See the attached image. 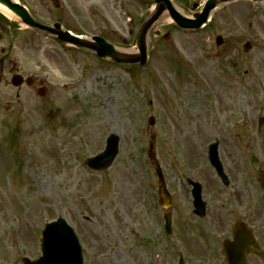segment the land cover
<instances>
[{
	"label": "rangeland",
	"instance_id": "1",
	"mask_svg": "<svg viewBox=\"0 0 264 264\" xmlns=\"http://www.w3.org/2000/svg\"><path fill=\"white\" fill-rule=\"evenodd\" d=\"M122 1L123 11L115 5L113 11H102L93 0H88L91 6L85 0H72L74 11L64 10L69 19L66 25L84 37L102 31L111 35L115 30L122 37V42L116 39L117 46L132 53L125 19L134 15L140 22L148 11L138 3L142 0ZM204 1L172 0L186 16H191L193 3L201 6ZM47 4L38 3L31 10L51 19L56 13ZM244 5L218 6L197 32L180 31L163 17L153 30L168 32L169 41L149 31L148 59L143 67L102 62L51 36L9 21L0 23V48L5 51L0 55L4 71L0 84V264L38 258L40 231L59 217L74 230L84 264H154L157 251H164L161 264L175 263L178 251L185 264H220L217 245L210 238L214 231H228L234 225L226 209L241 210L244 177L251 204L250 213L243 210L241 215L251 224L262 221L258 175L264 172V133L255 141L251 132L240 130L239 148L234 147L231 125L240 127L242 121L230 118L233 101L230 98L227 106L229 98L223 91L230 95L233 89L225 82L232 60L231 56L227 60V53L232 48L236 68L249 55L257 58L243 47L264 25L260 20L263 11ZM232 7L236 8L233 14ZM152 9L150 1V14ZM258 13L260 18H256ZM107 16L111 20L105 21ZM116 20L117 24L112 23ZM217 36L222 38V47L215 43ZM261 44L253 51H261L263 56ZM260 60L253 61L259 64ZM257 66L252 63L250 88L243 92L235 82L234 89L250 99L251 111L258 92L253 84ZM261 67L264 76V65ZM10 69L35 79V85L11 88L5 83ZM220 79L223 89L218 88ZM40 86L45 91L42 96L37 95ZM211 104L219 108V116ZM149 117L154 118L152 126ZM217 120L219 124L214 126ZM111 133L119 138L112 167L95 173L83 166L85 158L103 150ZM151 135L156 138L157 159L173 197L175 231L170 236L162 227L163 211L155 204L156 177L146 159ZM215 137L220 138L219 153L231 181L228 187L220 184L211 169L209 173L193 172L199 164L204 169L203 155ZM187 175L202 184V198L207 202L203 218L187 216L191 211L184 183ZM235 191L230 199L229 193ZM233 217L236 223L238 219ZM248 260V264H264V255H250Z\"/></svg>",
	"mask_w": 264,
	"mask_h": 264
},
{
	"label": "water",
	"instance_id": "2",
	"mask_svg": "<svg viewBox=\"0 0 264 264\" xmlns=\"http://www.w3.org/2000/svg\"><path fill=\"white\" fill-rule=\"evenodd\" d=\"M224 1L227 0H208L204 5L203 11L195 16V20L191 21V20H186L182 18L179 14H177L170 6L167 0H155V2L158 4V7L152 14V17L140 26L139 30L135 35L134 47L139 51V55L137 57H130L127 55L119 54L113 49L112 46L106 44L102 39L99 38H93L92 42H89L78 39L76 37H72L68 33L62 32L58 25H56L55 28L39 25L38 23L33 21L30 18V16L27 14V12L20 6L11 4L6 0L0 1V3L6 6L16 16V18L23 24L37 30L45 31L49 34L56 35L58 39L63 43L70 44L81 49H90L94 51L98 57L111 59L115 63H120V64L139 63L142 66L145 64L146 61V36L149 30L154 25V23L159 19L161 14L164 12V10L168 11L170 18L179 28L198 29L202 24L206 22L210 11L218 4V2H224ZM14 85L17 86V83H14ZM117 140L118 139L116 137L111 136L108 140V146L105 153L93 160L88 161V166H90L92 169L96 171H101L108 168L111 165L117 153L116 152ZM149 157L151 158L152 164L155 166L156 172L159 175V179H160L159 196L161 198V205L165 206L166 201L168 200H167L166 192L163 187L160 171L154 159V151L152 144L149 150ZM261 187L264 191V180L261 181ZM49 231H52V233ZM53 238L57 239L56 241L57 246L59 245L56 251H54L53 248L51 247L52 244H55V242L53 243L52 241ZM70 253L72 255H70ZM236 253L232 254V256L239 255L238 258H236L237 263L243 264L245 258L244 252H240L239 249H237ZM73 261H76L75 264H81L80 255L75 240L71 236L70 230H68L63 223L58 222L48 227L43 243V257L35 263H29L26 260H24V263L25 264H73ZM229 263L232 264L231 261H229Z\"/></svg>",
	"mask_w": 264,
	"mask_h": 264
},
{
	"label": "flooded vegetation",
	"instance_id": "3",
	"mask_svg": "<svg viewBox=\"0 0 264 264\" xmlns=\"http://www.w3.org/2000/svg\"><path fill=\"white\" fill-rule=\"evenodd\" d=\"M71 1L72 0H22V3H24L30 9L32 8V10L34 8H36V5L38 3H40L41 6L48 5L47 3H49L51 5V7H53V8L57 7V9H55V11H54L56 14H55L54 17L51 18L50 22L51 23L58 22V23L61 24V26L66 27V23L68 22V20H67V15L68 14H66L64 12V10L65 9H66V11L69 10V9L72 10L73 6L71 4ZM94 1L96 3H98L99 5H101L102 8H105L106 5H107L106 0H93V2ZM85 3H87L88 5L91 6V4L88 2V0H85ZM119 3L121 4L122 8H125V6H124L125 2H123L122 0H119ZM244 4L252 6L253 8L256 7L257 9L261 8V10L263 11L262 15H263V18H264V0H261V1L257 2V3L256 2L254 3L253 0H236V1H233V2L230 3L231 6L241 5V6L246 7ZM146 7H147L148 10H150V0H147ZM61 9H62V11H61ZM235 9L236 8H234V7L231 8L232 14L235 12ZM240 15H241V17L244 16L243 11L240 12ZM260 16H261V14L258 13L256 18H258V17L260 18ZM43 18L44 17H42V19ZM260 20L264 24V19H260ZM257 22H258V20H257ZM110 40L113 41V38H111ZM246 44H247V47L249 49L248 54L249 53H253V55H256L258 59H261L262 57H264V56L261 55V51L260 52L253 51V50L258 49L260 47V44L262 45V47L260 49L264 50V25L261 26L259 31H256V33H253V37L249 38V40H248V42ZM227 55H228L227 56V60H230V56L232 57V60H231L230 66H229V68H230V73H228L229 78L226 77L225 79H226V81H228L227 85L232 87L233 89L231 90L230 95H229L228 92L223 89L224 83L222 81H219L218 84H220V87H218V88L223 89L225 95L229 98L228 100H230V98H231V101H233L234 104L236 103L237 100L241 99L244 102L243 107L245 109V112H243L242 115L245 116V117H248V115L251 116L253 114V111L250 110V106H251L250 99H245V97H246L245 94L238 93V91L234 90L237 87V84H235V82L239 83L238 86H242L243 92H246L250 88V85H251V82H252L250 80V78H251L252 63H253L256 66L259 65V66H257V69H256L257 73H256V75L254 77L253 84H255L258 87V89L259 88L262 89L263 88V84L261 82H264V76H263L262 71H260L259 69H262L261 65H264V60L261 59L259 61V64H257L255 61H253V60H256L257 58H253L252 59V57H250V55H249L247 57V61H246V59L241 61L240 64H241L242 67L238 69V68H236L234 66V64H232V63H234V61L236 59V57H235L236 53L234 52V49L232 48V51L229 52V54L227 53ZM246 62H248V67L247 68H246V65H247ZM237 64L238 63H236L235 65H237ZM0 72H2V69L0 70ZM10 74L11 75H15V74H18V73L14 69H11V73ZM236 78H240V81L235 80ZM255 96H256V94H255ZM248 122H249L248 123V129H249L250 121L248 120ZM248 132H249V130H248ZM243 202L244 203H243V206L241 207V210L245 211V208H248V211H249V202L247 203L244 197H243ZM235 204L238 207L239 202L237 201V199L235 200ZM263 211H264V209H262V212ZM220 232H222V231H217V233H220ZM253 234H254V237L259 242L260 246H264V231H259V230L257 231L256 230V231H253Z\"/></svg>",
	"mask_w": 264,
	"mask_h": 264
},
{
	"label": "bare ground",
	"instance_id": "4",
	"mask_svg": "<svg viewBox=\"0 0 264 264\" xmlns=\"http://www.w3.org/2000/svg\"><path fill=\"white\" fill-rule=\"evenodd\" d=\"M0 9L2 10V11H4L5 12V14L8 16V17H10L11 18V15H10V13L3 7V6H1L0 5ZM163 17H165V16H163Z\"/></svg>",
	"mask_w": 264,
	"mask_h": 264
}]
</instances>
